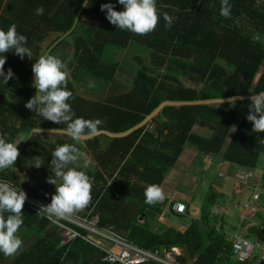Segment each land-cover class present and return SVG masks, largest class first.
<instances>
[{"label": "trees", "instance_id": "16d2710c", "mask_svg": "<svg viewBox=\"0 0 264 264\" xmlns=\"http://www.w3.org/2000/svg\"><path fill=\"white\" fill-rule=\"evenodd\" d=\"M84 3L0 0V30L15 24L32 51L31 59L23 60L13 52L0 54L6 59L5 74L8 69L14 73L7 84L0 81V133L8 134L7 142L20 141L18 172L0 171V180L45 204L55 194L49 192L54 185L46 182L52 175V153L62 144L75 142L49 132L66 125L47 121L24 106L37 91L32 65L41 55H55L71 73L67 90L73 93L68 103L74 118L104 121L98 135L77 144L89 163L84 169L81 160L78 170L93 178L92 199L80 217L147 250L179 248L178 264H242L234 258L227 229L229 209L241 201L232 197L229 204L225 194L218 200L210 192L200 218L180 231L157 223L168 199L149 205L145 191L150 185L162 187L188 149L211 157L214 163L251 172L248 182L255 178L264 156V132H253L246 117L250 98L264 92V4L229 0L231 15L224 18L221 0H156L159 23L141 36L118 29L106 19V11H100L105 3L123 11L117 0H89L75 31L62 39L73 29ZM41 7L44 12L37 15ZM165 12L172 17L171 27H166ZM52 36L59 37L43 50ZM116 76H123L128 84L119 92L110 88L117 85ZM91 95L104 98L93 100ZM232 97L243 99L231 102ZM35 156L44 160L39 169L29 166ZM259 188L264 191V183ZM175 203H169L170 215L180 218L172 210ZM257 204L256 220H264L263 202ZM22 211L30 246L4 264H101L102 253L87 240L79 238L63 247L62 231L52 228L47 215L26 206ZM240 223L241 229L247 225ZM201 224L208 229H201ZM79 230L86 238L94 237Z\"/></svg>", "mask_w": 264, "mask_h": 264}, {"label": "clouds", "instance_id": "9594fccd", "mask_svg": "<svg viewBox=\"0 0 264 264\" xmlns=\"http://www.w3.org/2000/svg\"><path fill=\"white\" fill-rule=\"evenodd\" d=\"M123 11H115L111 3L102 4L100 11H106V19L110 24L120 30H127L136 35H147L153 32L160 20V13L156 0H117ZM88 7L87 0L84 3ZM37 15H42L44 9L38 8ZM220 15L229 18L231 5L229 0H221ZM166 27H171L172 17L163 13ZM26 36L17 32V26L12 24L7 31L0 30V54L13 52L21 60L25 57L31 59L32 51L26 47ZM6 59L0 56V81L7 84L14 78V73L8 69L4 72ZM34 87L36 93L24 105L26 109L37 113L39 117L54 124L66 125V128L50 129V133H61L71 138L75 143L62 144L53 151L50 162L52 175L47 183L55 185V194L51 202L41 206L40 212L47 214L48 218L55 217L57 221L73 215L87 207L92 199L91 191L93 178L84 170H78L79 162L84 160V169L89 167L86 154L77 147L81 141L95 137L101 131L104 123L101 119L74 118L69 100L73 93L67 90L71 75L67 63L51 54L41 55L32 65ZM91 83L89 87H92ZM243 99L232 97L230 101ZM251 105L247 121L253 125V132H264V92H259L251 98ZM37 129L33 128V131ZM39 132L42 130L39 128ZM8 134L0 133V171L11 169L18 172L15 167L19 157L18 144L20 141L7 142ZM29 166L39 169L44 164L40 156L33 157ZM23 180V174H21ZM146 203L153 205L162 202L164 193L160 186L150 185L145 191ZM27 194L20 188L0 180V253L5 257L15 256L23 247V241L18 236V230L24 223L23 206ZM187 206V205H186Z\"/></svg>", "mask_w": 264, "mask_h": 264}, {"label": "built area", "instance_id": "2783aa9c", "mask_svg": "<svg viewBox=\"0 0 264 264\" xmlns=\"http://www.w3.org/2000/svg\"><path fill=\"white\" fill-rule=\"evenodd\" d=\"M256 1L264 4V0ZM219 177H222V175H219ZM250 177L251 172L248 171H239L236 175V179L242 181H246ZM255 193H253V197L249 200L236 206L240 209L241 221L247 223L245 228L240 230L239 234H235L231 238L233 242L234 258L242 264L250 263V259L253 258L256 249H259L260 254L253 264H264V241L253 243L242 236L247 232L249 227L254 225V221H256L260 211L257 201L261 197L260 194ZM44 205L47 204L27 198L23 207L26 206L29 210L38 214H45L40 212L41 206ZM172 208L180 215H183L185 210H187L186 204L181 202L175 203ZM47 219L51 222V225L62 231L63 239L61 245L63 247L72 245L79 238L85 239L102 253L100 258L101 264H148L152 262L159 264H178L176 258L181 255V250H178V248H171L167 251L147 250L128 243L110 230L105 231L98 229L95 224L87 218L73 215L59 221H57L55 217L49 219L47 216ZM79 229L88 231L94 235V237H84Z\"/></svg>", "mask_w": 264, "mask_h": 264}, {"label": "rangeland", "instance_id": "374dc122", "mask_svg": "<svg viewBox=\"0 0 264 264\" xmlns=\"http://www.w3.org/2000/svg\"><path fill=\"white\" fill-rule=\"evenodd\" d=\"M57 37L58 36H52L44 45L43 50L49 48L50 45L54 41H56ZM115 79L117 85L115 86L113 85L110 88L113 89L115 88L116 92H119L120 89H124V86L125 87L128 86L126 81H124L123 76H116ZM101 98H104V96L100 97L99 95H91L90 97V99L93 100H99ZM261 160H264V156H262ZM211 162H212L211 157L199 155L197 152L193 151L192 149H188L185 151L183 156L180 158L178 164L175 165V167L169 172V175L167 176L166 180L164 181L161 187L164 193V198H168V197L171 198L168 199V204L163 208L161 214L157 216V223H161L166 226H173L174 228H177L180 231H184L186 227L190 225L192 219L200 218L199 212L203 203L205 202L208 193L213 192L215 195H217V198L219 200V196L226 192V188H228L229 185V181L227 182V180H224L223 178L219 177V172L220 171L226 172L229 170V168H227L226 165L215 163V166L212 167V169L208 170V172H206L205 163L207 164ZM226 177L228 178L229 176ZM28 179L30 180V182L34 181L33 176L28 177ZM234 182L238 183L235 180ZM55 187H56L55 185L51 187V189H49V192H55ZM228 190L230 191L231 194L232 192L231 189ZM258 191L263 195H261L259 192H256L255 194L258 193L260 194V197H263L264 191H262L260 188L258 189ZM246 194L247 195H244L241 198L242 199L241 202L247 201L254 195L252 194L251 197L249 198V191H247ZM263 198H260L258 202L262 203ZM177 200L185 202L186 205L188 206L187 211H185L184 215H182L180 218L170 215L169 203H171V201L178 202ZM226 200L230 204V202H232V196L231 195L227 196ZM85 208L83 210L74 213L75 216L80 217L84 215ZM261 210H263V208H261ZM229 212H230L229 214L231 215L230 218L231 224H233L234 226L232 229H229V233L231 234V237H233L235 234H239L241 230L240 209L234 208L233 206L231 209H229ZM143 218L144 216H142L141 219L139 220L140 223H143ZM255 222L256 221H254V223ZM25 231L26 230H24V227L22 225L21 228L18 230L17 233L18 236L20 238L22 236L24 237L26 235ZM242 236L253 243L257 241H262V242L264 241V235L255 236V235H248L245 233ZM28 251H30V249ZM259 254H260L259 249H256L253 258L250 259L251 264H253L257 260Z\"/></svg>", "mask_w": 264, "mask_h": 264}, {"label": "crops", "instance_id": "0c3cea01", "mask_svg": "<svg viewBox=\"0 0 264 264\" xmlns=\"http://www.w3.org/2000/svg\"><path fill=\"white\" fill-rule=\"evenodd\" d=\"M220 164L226 165L227 168H229V170L226 171V172H223V171L219 172V175H222V178L224 180H227V182L229 181L228 188H226V192L224 194L226 196L231 195L235 200H237L239 202L242 201L241 198L244 195H247L246 194L247 191H249V198H250L251 195L253 193L257 192L259 187H261L263 185V183H264V180H263L264 179V160H261L259 168L256 169L255 178L252 181L243 182L242 185L239 184V181L236 179V175L240 171L239 169H241V168H239L237 166H233L231 164L222 163V162H220ZM205 166H206L205 170H206V172H208V170L212 169V167L215 166V163L213 161L211 163H207V164L205 163ZM226 176H229V177L227 178ZM234 180L237 181L238 183H235ZM228 189H231V191H232L231 194H230V191ZM227 190H228V193H227ZM261 195H263V194H261ZM169 198H171V197L164 198L163 200H166V199H169ZM177 201L181 202V203H185V202H182L180 200H177ZM230 218H231V215L228 217V223H229L228 226H227L228 231H229V229H232L234 227L233 224H231ZM263 222H264V220L257 219L256 222L254 223V225H259V224H262ZM52 228H55V226L52 225ZM24 230H25V227H24ZM21 239L24 242L23 243V247H22L23 249H21L13 257H5L2 253H0V264H4L6 259H8V258H10L11 260L15 259L16 256H18L22 251H24V250L29 248V246H30L29 244L31 242V240H30L31 237H27V235H25L24 237L22 236ZM10 259H8V260H10ZM8 260L6 261L7 263H9Z\"/></svg>", "mask_w": 264, "mask_h": 264}, {"label": "water", "instance_id": "95a60500", "mask_svg": "<svg viewBox=\"0 0 264 264\" xmlns=\"http://www.w3.org/2000/svg\"><path fill=\"white\" fill-rule=\"evenodd\" d=\"M89 0H87V2H88ZM84 5H83V7L81 8V10H80V12H79V14H78V16H77V18H76V21H75V24H74V27H73V29L69 32V33H67L66 35H64L63 37H62V39H65V38H67L72 32H74L75 31V29H76V27H77V25H78V22H79V16H80V13L82 12V10L84 9ZM59 37V36H58ZM61 39V40H62ZM200 228L201 229H203V230H207L208 229V227L206 226V225H204V224H201L200 225ZM247 234L248 235H255V236H261V235H264V222L262 223V224H259V225H253V226H251V227H249V229L247 230Z\"/></svg>", "mask_w": 264, "mask_h": 264}]
</instances>
